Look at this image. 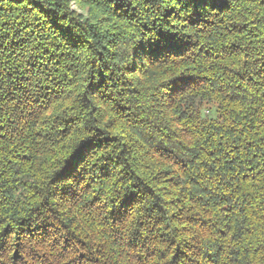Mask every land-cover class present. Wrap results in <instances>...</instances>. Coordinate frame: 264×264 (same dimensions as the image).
Returning <instances> with one entry per match:
<instances>
[{
    "label": "trees",
    "instance_id": "1",
    "mask_svg": "<svg viewBox=\"0 0 264 264\" xmlns=\"http://www.w3.org/2000/svg\"><path fill=\"white\" fill-rule=\"evenodd\" d=\"M70 1L0 0V257L264 264V0Z\"/></svg>",
    "mask_w": 264,
    "mask_h": 264
},
{
    "label": "rangeland",
    "instance_id": "2",
    "mask_svg": "<svg viewBox=\"0 0 264 264\" xmlns=\"http://www.w3.org/2000/svg\"><path fill=\"white\" fill-rule=\"evenodd\" d=\"M70 1V0H69ZM71 10L74 11L76 14L81 15V17L84 18H90L92 15L91 10L88 7H83V5L79 4V2H76L75 0H71ZM50 236H48L49 238ZM46 238H43L39 242H35L36 249L39 251H31L30 249L25 252L24 247L25 244L21 243L19 246L16 242H10L6 244V249L4 251L5 256L0 257V264H33L36 262V257L38 252L42 249V246L39 243H42L43 240ZM43 250H41L42 252ZM12 257V258H11Z\"/></svg>",
    "mask_w": 264,
    "mask_h": 264
},
{
    "label": "clouds",
    "instance_id": "3",
    "mask_svg": "<svg viewBox=\"0 0 264 264\" xmlns=\"http://www.w3.org/2000/svg\"><path fill=\"white\" fill-rule=\"evenodd\" d=\"M54 264H58V262H54Z\"/></svg>",
    "mask_w": 264,
    "mask_h": 264
}]
</instances>
